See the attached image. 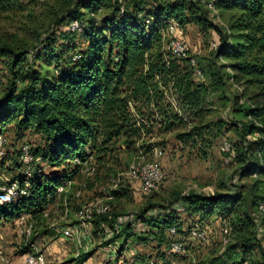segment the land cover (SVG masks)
Returning a JSON list of instances; mask_svg holds the SVG:
<instances>
[{
    "label": "trees",
    "instance_id": "16d2710c",
    "mask_svg": "<svg viewBox=\"0 0 264 264\" xmlns=\"http://www.w3.org/2000/svg\"><path fill=\"white\" fill-rule=\"evenodd\" d=\"M148 1L67 0L52 25L35 36V43L0 44V60L11 76L0 99V132L13 124L16 131L37 133L47 147L43 154L40 148L33 151L34 156L41 154L59 170L46 175L38 168L27 186L18 158L5 156L0 173L11 175L8 183L17 180L26 194L0 205V219L29 213L34 229L42 227L48 209L57 203L58 188L80 179L83 163L92 157L97 168L93 175L101 170L108 183L118 182L117 188L102 187L101 199L110 210L92 220L96 236H106L109 230L112 238L131 236L144 245L149 239L159 245L166 241L171 248V229L185 232L180 209L200 224L219 215L229 222L232 240L222 248V258L210 257L208 264H264V214L260 212L264 203V0H218L214 8L225 15L224 24L209 17V0H152L153 9L147 8ZM22 7L19 0H0L3 11ZM102 8L111 11L110 19L99 18ZM172 19L183 27L193 22L214 32L213 57L225 63L210 72V82L195 79L192 58L203 78L205 72L189 49L181 57L164 48ZM75 21L82 31L68 33L84 36L86 49L75 53L74 45H63L56 51L53 26H71ZM45 56L56 66L53 75L37 68ZM228 80L243 87L233 95L231 119L204 122L209 88L224 90ZM251 88L254 91H248ZM227 126L236 128L242 139L226 155L237 166L239 182L254 177L250 184L240 183L236 191L213 195L174 192L167 203L149 200L131 215L118 211L116 205L130 190L118 181L122 154L151 153L167 145L168 135L185 145L209 147ZM66 193H71L70 200L75 196L70 189ZM107 196L112 198L106 200ZM159 259L164 260V255Z\"/></svg>",
    "mask_w": 264,
    "mask_h": 264
},
{
    "label": "rangeland",
    "instance_id": "374dc122",
    "mask_svg": "<svg viewBox=\"0 0 264 264\" xmlns=\"http://www.w3.org/2000/svg\"><path fill=\"white\" fill-rule=\"evenodd\" d=\"M19 1L23 5L21 9L0 10V44L10 43L21 46L35 43V36L38 32H42L52 25L55 15L64 9L67 0ZM153 5L154 3L151 0L148 1L146 6L150 9ZM98 16L103 20L105 17L109 19L112 17L111 11L106 8L100 9ZM209 17L214 23L219 21V23L224 24V21H226L225 15L221 13L219 15L213 10L210 12ZM172 21L178 22L172 19L170 23ZM103 25H106V22ZM53 28L56 33V51L63 45H74L77 51L75 53L86 49L88 41L84 36L72 37L68 33L71 26L65 25L59 28L53 26ZM180 29L182 30L179 34L180 37L191 54L197 57L205 72V78L195 76V79L210 82L212 76L210 72H217L218 65L225 63L224 60L213 57L212 43L217 39L214 37V32L201 28L193 22L187 23L185 27L180 25ZM166 44L167 41L165 40L164 48L168 49ZM78 57L77 54L75 59ZM37 68H41L42 73L46 75H53L56 72L55 64H51L46 56L37 62ZM223 71L226 72L227 70L223 69ZM10 78L7 67L3 60H0V99L6 91ZM226 83L227 87L224 90L209 88L205 103L208 114L205 116L204 122L216 123L220 119H231L230 106L232 105L233 95L240 94L243 87L235 83L234 80H228ZM248 91L254 90L251 88ZM169 100L175 103V97L172 95L169 96ZM179 129L176 132L180 131ZM0 134H3L7 139L5 156L18 158V163L21 165V175H26L25 171L29 166L32 173L38 168L46 175L59 171L51 167L48 160L41 156L46 150L47 143L37 133L30 130L16 131L15 125L11 124L5 126ZM168 138L167 145L157 146L151 153H145L140 157L122 154L123 165L118 167V171H121L120 177L124 185H127L130 190L129 195L123 197L116 205L121 213L131 215L149 200L167 203L168 200L173 198L174 192L186 194L190 191H196L206 195H213L217 191L232 192L237 190L240 183L248 185L254 179V177L246 178L243 182H239L238 172L236 171L237 166L230 161L226 151L223 150L225 141L231 144L241 143L242 138L234 127L227 126L223 128L220 136L214 138L211 145L205 148L185 145L173 135H168ZM23 146H29L33 155V151L36 149L40 148L42 150L41 154L36 156L38 158L37 162L26 165L20 161L19 155ZM156 151H162V155L156 159L165 172V179L157 190L147 195L142 191L140 183L135 179H130L127 172L130 164L138 158L155 159ZM3 159H0V161ZM6 165L11 164L7 161ZM14 172L16 174V171ZM103 173L99 170L97 175H90L83 169L80 179L74 182L69 181L64 186V191H57V203L50 206L47 212L48 219L42 227L33 230L31 238L21 235V227L18 223L20 216L27 215L29 217L27 221L34 224L31 214L23 213L12 219L4 217L0 219V238L3 239L6 252L14 264H24V255L33 248L32 245L45 254L50 264H208L207 261L210 257L222 258L221 226L223 220L221 217L216 215L200 224L196 218L190 219L188 213L182 209L179 211L184 221L183 231L187 233L170 234V241L174 239L182 241L187 248L185 256L174 253L166 241L159 245L158 241L149 239V242L144 245L133 242L131 236L126 239L124 235L117 238L114 235L111 239L103 240V237L95 235L93 223L90 224L93 231L88 226L82 228V231L91 234V238L88 237L89 233H87L85 240L83 238H80V240L70 239L63 236L61 230L64 227L73 226L79 222L77 213L81 204L100 200L102 198L100 194L102 187L112 184L106 181ZM8 179L11 180V175L0 173V184H8ZM25 182L27 186L30 185L29 176H26ZM69 189L73 195L75 194V196L72 195V200L68 198L71 197V193L64 194ZM62 200L63 202H60ZM256 216L258 220L261 219V214L258 211ZM198 226L207 233L206 240L194 238L189 233L192 227ZM161 254L164 255V260L159 259Z\"/></svg>",
    "mask_w": 264,
    "mask_h": 264
},
{
    "label": "built area",
    "instance_id": "2783aa9c",
    "mask_svg": "<svg viewBox=\"0 0 264 264\" xmlns=\"http://www.w3.org/2000/svg\"><path fill=\"white\" fill-rule=\"evenodd\" d=\"M218 0H209V7L216 12L214 8L215 3ZM71 29L73 31H82V27L78 21H75L71 24ZM182 30L180 29V25L176 21H172L167 30V48L171 49L176 55L185 57L188 54V47L185 42L180 37V33ZM217 46L216 42L212 43V48ZM192 65L195 67V76L198 78L203 77V73L201 69L197 66V62L195 58L191 59ZM7 143V139L3 134H0V159L4 158L6 155L5 146ZM232 144L228 141L223 143V150L226 152L232 151ZM162 155V151L155 152V159H146L145 157L138 158L136 161L132 162L129 166L127 175L130 179H135L140 183L142 191L145 194H150L153 191L157 190L160 185L163 183L165 179V172L161 167L160 163L156 158ZM19 159L22 163L26 165H31L38 161V158L35 157L29 146H23L19 155ZM77 163H82L79 159H76ZM85 166V171L90 175H93L96 171V165L93 162V158L91 157L89 160L83 163ZM26 176H31L32 171L30 166L25 171ZM122 181L120 177L118 181ZM118 182H113L112 188H117ZM65 190V187H60L58 192H62ZM107 192V191H105ZM26 191L21 189L18 181L15 180L6 185L0 184V205L5 203H9L17 198L20 194H25ZM111 196H107V199H111ZM110 210V205L103 199H100L95 202H84L81 204L79 211L77 213L79 222L73 226L64 227L61 230V234L67 238H73L75 235L80 234L82 232L83 226L91 227L92 220L96 215L107 213ZM260 212L264 214V203L260 205ZM27 215H22L18 219V223L20 225V233L26 238H31L33 236L34 224L33 222H28ZM104 226V224H103ZM222 232V248L225 247L231 242V227L227 220L222 221L221 226ZM177 233L176 229L173 228L170 231V234L175 235ZM190 234L194 238H199L206 240L207 233L201 227H194L191 229ZM33 248L29 250L24 255V264H50L45 254L35 249V246L32 245ZM171 249L174 253L179 254L180 256H185L187 254V248L184 243L178 239H174L171 241ZM0 264H14L13 260L9 257L6 252V248L3 242V239L0 238ZM243 264H248V262H244Z\"/></svg>",
    "mask_w": 264,
    "mask_h": 264
},
{
    "label": "crops",
    "instance_id": "0c3cea01",
    "mask_svg": "<svg viewBox=\"0 0 264 264\" xmlns=\"http://www.w3.org/2000/svg\"><path fill=\"white\" fill-rule=\"evenodd\" d=\"M139 227V226H138ZM141 227V226H140ZM88 228H90L91 230H92V227H88ZM93 231V230H92ZM87 233H89V232H87ZM87 233L85 232V231H82L80 234H77V235H75L72 239H78V240H80V238H83L84 240L86 239V235H87ZM90 234V233H89ZM88 234V237L89 238H91V234L89 235ZM100 237H103V240H108V239H111L112 238V233L109 231V230H107V232H106V236H100ZM71 239V238H70ZM91 242H92V240H91ZM91 245V244H90ZM86 249V248H85ZM87 250V249H86ZM85 250V251H86ZM49 261V260H48Z\"/></svg>",
    "mask_w": 264,
    "mask_h": 264
}]
</instances>
